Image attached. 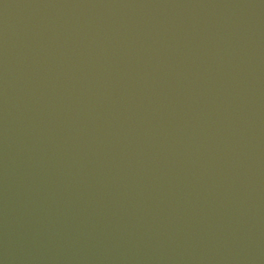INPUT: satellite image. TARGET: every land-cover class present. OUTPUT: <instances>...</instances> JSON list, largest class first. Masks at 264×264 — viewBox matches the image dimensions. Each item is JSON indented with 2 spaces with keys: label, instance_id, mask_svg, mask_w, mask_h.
<instances>
[{
  "label": "water",
  "instance_id": "95a60500",
  "mask_svg": "<svg viewBox=\"0 0 264 264\" xmlns=\"http://www.w3.org/2000/svg\"><path fill=\"white\" fill-rule=\"evenodd\" d=\"M0 264H264V0H0Z\"/></svg>",
  "mask_w": 264,
  "mask_h": 264
}]
</instances>
